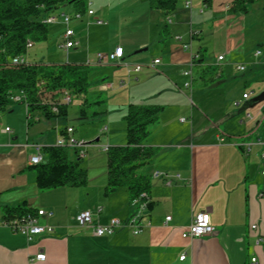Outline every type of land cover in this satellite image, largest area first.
I'll list each match as a JSON object with an SVG mask.
<instances>
[{"label":"crops","instance_id":"1","mask_svg":"<svg viewBox=\"0 0 264 264\" xmlns=\"http://www.w3.org/2000/svg\"><path fill=\"white\" fill-rule=\"evenodd\" d=\"M204 4L212 5L209 1ZM192 9L181 10L178 21L168 20L170 15L166 17L163 12L151 10L156 16L160 42L164 44L160 55H155L152 62L144 61L150 62L144 65L147 70L134 72L130 78L137 84L156 79L162 86L153 91L154 95L143 97L136 104H155L148 101L159 98L163 100L160 105L165 106L146 143V147L156 149L157 153L145 172L151 177L148 205L151 202L152 206L140 214L145 226L143 231L135 235L125 227L111 236L94 234L95 225H105L112 217L127 219L137 209H145L133 206L126 190L121 198L123 201L117 196L120 190L108 194L96 190L95 210L85 203L87 198L80 196V190H39L36 172L29 163V157L36 152L26 146L39 144L45 149L55 146V142L41 129L38 131L42 117L37 122L38 127L29 125L26 106L25 113L12 106L0 110V264H249L253 254L262 259L260 250L253 247L254 236L250 230L251 224L260 223L264 218L260 197L264 187L262 149L254 145L247 153L241 145L263 137L260 120L264 117V101L254 105V98L245 100L243 97L253 92L248 88L259 90V95L264 94L263 6L260 12L262 35L255 46L258 50L250 61L246 60L250 55L242 50L246 42V34L239 29L241 20L245 22L246 19L243 13L227 11L229 15L209 16L204 20L209 22L208 36L215 47L212 59L207 60L201 49L194 50L193 42L201 37L203 30L193 27ZM93 13L87 17L88 23L95 27L98 25L95 20H102ZM191 31L194 36L200 35L192 39ZM178 32L187 33L188 40L184 41ZM163 33L174 39L180 36L182 42L191 41L192 51L200 54L201 60L194 68L192 80L185 75L191 53L183 50L182 42L163 40ZM117 47L123 48L125 57L114 64L125 71L135 66L136 60L132 57L141 50H146L141 53L148 52L151 45L142 41L130 45L120 43L110 46L107 55ZM257 52H260L258 57L255 56ZM219 56L224 60L219 62ZM156 59L161 60V64L155 69L149 68ZM239 66H245L246 71H239ZM246 73V77L241 75ZM189 81L191 87L186 89L184 85ZM121 82L125 86V81ZM178 82H183V88ZM99 88L106 90L105 86ZM181 89L189 91L183 93ZM240 89L243 90L242 98L237 96ZM200 92L201 98L213 94L219 97V102L200 109L196 105L187 107L183 100L180 101L189 94L190 98L200 95ZM170 101L174 106L167 103ZM11 113H15L14 120ZM181 118L186 122H181ZM5 128H10L11 133L1 132ZM63 130L59 129L60 136ZM156 172L180 178L168 182L162 177L156 178ZM20 204L29 209L52 212L53 215L43 219L42 224L52 226L54 231L37 236L29 243L26 236L4 222L5 210ZM85 211L92 213L93 226L78 224L76 217ZM200 212L210 214L215 233L197 240L183 239L182 234L193 216ZM167 217L173 220L166 226ZM40 254L46 256L45 261L36 260ZM183 254L187 258L180 261Z\"/></svg>","mask_w":264,"mask_h":264},{"label":"rangeland","instance_id":"2","mask_svg":"<svg viewBox=\"0 0 264 264\" xmlns=\"http://www.w3.org/2000/svg\"><path fill=\"white\" fill-rule=\"evenodd\" d=\"M206 1L211 2L212 5L206 6L204 4ZM232 1L233 0H187L185 2V0H178L176 10L172 14H170V18H168V20L174 19L178 21L180 13L182 12L181 10L183 9L188 10L186 8V3L190 2L191 9L193 8L192 9L193 27L198 30L199 29L203 30V32H201L202 33L201 37L199 39L194 40L193 42L194 50L201 49L205 54L206 59L211 60L212 55L215 53V47L213 43H211V38L208 36L211 30V27L209 26V22L205 23L204 20H206L207 17L209 16L219 17V16L229 15L227 13V11H229L228 5ZM83 3L86 5V14H84L81 17V19H74L71 22V29L74 30L76 38L79 40L78 47L76 49H73L70 52L69 56L67 57V53L58 46L59 44L58 35L60 32L63 31L64 29L63 26L60 24L50 25L49 40L47 42L34 44L32 49L30 50L29 57L32 60L45 62L49 65H53V64L84 65L88 61L95 60L99 54L106 57L108 53L106 52L107 49L110 46H114L117 44L120 45V43L122 44L125 43V45L127 44L130 45L131 42L137 43L142 41L145 43H149V45H151V48L148 52L139 53L134 57H132V59H135L136 62L134 63L135 66H133L132 69L130 70L128 69L123 71L122 69H119L117 66H115L113 62H107V61H104L101 66L89 67L90 81L92 87L90 88L88 94L83 98L72 97V101L67 107V114L65 116H59L51 120H47L44 117H42L40 122L41 124L40 127L37 126L38 125L37 123H34L32 125L38 127V131L41 129L42 133L48 135L51 138V140H54L55 146L58 140L57 136H60L59 129L66 130L67 128L74 129L73 136L75 140L86 144L87 148L83 149L85 151V154L82 157L80 166L82 169L87 170L88 172V183L87 185L82 187L64 188V189L80 190V192H82L80 196H84L87 198L85 199V201L87 200L85 203H88L90 207H94L93 209L95 210V203H96L95 191L106 190L107 187V152H104L103 148L122 147L126 145L127 142L126 122L124 120V117L127 114L129 106L131 104H136L137 101L143 97L145 98L151 97L152 95H154L153 94L154 90L157 91L159 88L162 87L155 81L156 79L149 81L144 80L143 82L137 84V82L133 78L132 79L130 78L131 76L133 77V75H135L134 69L137 66H142V69L147 70V68L144 65H148L150 62H152L153 57H156L155 55L158 56L160 55L164 42H160L162 40H160L159 30L155 24L157 22L156 16L152 15L151 13L152 11L149 6V0H121L120 3L118 0H83ZM263 5H264L263 0H261L249 6L248 11L249 9H251V11L248 14L246 13L242 14L246 18L245 22L244 20L243 21L241 20L239 24L240 25L239 29L242 30L241 32L243 34H246V42L244 45L245 48L244 49L242 48V50H245V52L248 55H250L248 59H246L249 61L252 59L254 53L258 50L257 47L255 48V46L258 43L257 42L258 39L262 35V29H261L262 20H261L260 12L262 11L261 8ZM89 9L93 10L96 13L95 16L100 18L106 25L104 26L95 25L94 27L92 24H89L88 23L89 17H87L88 16L87 13ZM75 12H76L75 7L73 5H68L67 7L60 9V11H58L54 16L60 19L59 16L63 13H66L68 15H74ZM178 34H181L183 36L184 41L188 40L187 33L178 32ZM197 34H195V36L200 35L199 33ZM195 36L193 31H191V38L194 39ZM162 39L163 40L172 39V41L181 44L180 41H176V39H174L172 36L166 35L164 33L162 34ZM183 43L186 42H182V48H183ZM192 52L193 54H196L194 53V51ZM255 56L256 57L260 56V52H257ZM219 57H223V56H219ZM219 57H218L219 62L224 60V57L222 60H219ZM200 60H201V56L198 60L194 61V68L197 66ZM144 61H150V62L146 63ZM249 63H252V61ZM189 66H190V62L188 65V69ZM241 67L244 68V70L241 71L240 70ZM194 68L192 72L194 71ZM238 70L241 72H245L246 67L239 66ZM241 75H244L246 77L248 74L246 73ZM189 79L190 80L193 79V73L192 76L189 77ZM122 80L125 81L124 87H120L119 85ZM110 82L116 84L114 89L111 90L106 89L107 91L106 90L103 91L102 89L99 88L101 86H105L109 84ZM190 82L191 81L187 83ZM178 83H181V86L183 88V82H178ZM197 86L198 84H196V88ZM186 89L185 90L181 89V91L183 93H186L187 91H189ZM251 89L252 88L250 89L248 88L247 90H249V92L250 91L253 92H250V94H244L247 96L249 95L248 98L246 99L244 98L245 100H248L250 97L255 98L260 94L259 90H256L255 88L253 90ZM201 93L202 92H200V95L199 94L192 95V98H190V94H189V96L183 97V99H181L180 101L183 100V105L185 106L187 105V107L191 105L193 107V105H196L200 109H204L203 107L209 106L214 102L215 103L219 102V97H216L215 95L212 94V95H207L204 98H201ZM242 94H243V90L242 89L238 90L237 96L239 98H242ZM64 97H62V99ZM85 99L88 100V105L83 107V102L85 101ZM148 102L155 103L156 105H160L161 103H163V100L161 101V99L155 98L149 100ZM167 103H170L169 105H172V101ZM14 106H16V108H21L20 111L25 113L26 109L24 104L17 103ZM11 114H12L11 116H13L11 118L12 120H14L15 113H11ZM263 118L264 117L262 116L260 122L263 120ZM27 124L28 122L27 120H25L26 128H27ZM156 124H154L151 128H153ZM26 128H24L25 133H26ZM97 140L99 141L97 142ZM69 157L73 161H78V156L76 154V151L71 148H69ZM146 169L147 167H145L142 171L145 173ZM117 190H120L117 193L118 194L117 196L120 200L121 198H123V194H124L123 192L126 189L119 188ZM87 193H89V195H87ZM102 199H104V195ZM121 200L123 201V199ZM101 206H104V204H102ZM148 206L149 205H146V207ZM146 211H147L146 208L137 209V211L129 218L134 216H139L140 214H142L143 212L145 213ZM196 215H194L193 218ZM112 218H118V217H112ZM112 218H110L108 222ZM170 222L167 221L166 218V226ZM190 225L188 226V228L190 227ZM144 227L145 226L142 225L141 231L136 234L134 229H132L130 226H126V228H129L135 235L140 234L143 231ZM188 228L186 229V231L188 230ZM214 233H215V229H214ZM197 239H190V240H197Z\"/></svg>","mask_w":264,"mask_h":264},{"label":"trees","instance_id":"3","mask_svg":"<svg viewBox=\"0 0 264 264\" xmlns=\"http://www.w3.org/2000/svg\"><path fill=\"white\" fill-rule=\"evenodd\" d=\"M259 1L233 0L229 12L247 13L249 6ZM177 4L178 0H149L150 9L163 12L166 17L176 10ZM68 5L76 9L72 16L86 13L83 0H0V110L16 105L12 97L23 93L24 100L20 103L27 108L29 125L37 123L41 117L51 120L65 116L69 104L63 103L62 97L66 94L71 96V100L72 97L83 98L92 87L89 66L85 64L49 65L29 57L34 44L47 42L50 38L47 20ZM29 44H33L31 48ZM18 57L26 59L29 64L13 65V60ZM87 105L88 100L85 99L83 107ZM164 109V105L156 104L129 106L124 117L126 145L110 147L107 152L105 194L124 188L130 201L148 203L151 177L142 170L153 162L157 151L146 147V142L151 136V127L159 122ZM44 154L43 162L33 166L39 190L87 185L88 172L80 166L82 157L79 151H76L78 161L70 159L68 147H46ZM35 211L20 204L5 210L4 222L7 225L22 222Z\"/></svg>","mask_w":264,"mask_h":264},{"label":"built area","instance_id":"4","mask_svg":"<svg viewBox=\"0 0 264 264\" xmlns=\"http://www.w3.org/2000/svg\"><path fill=\"white\" fill-rule=\"evenodd\" d=\"M186 8L188 10L191 9V3L187 2L186 3ZM93 11H89L88 15L93 16ZM60 19L58 17H52L47 20V23L49 25H57L60 24L63 26V32L58 36L59 40V48H61L63 51L67 53V56H69V53L73 50L76 49L79 45V42L76 40L75 37V32L74 30L71 29V22L74 19H81L82 16L80 15H68V14H61ZM60 22V23H59ZM96 23L98 25H103L104 23L100 20H97ZM171 23V22H170ZM178 41L182 42V37L176 38ZM32 47V44H29V48ZM183 49L187 52L191 53V60H190V66L189 69L186 71L185 75L187 77L192 76V70L194 68V61L198 60L200 58V54H193L192 52V45L190 43H183ZM125 57L124 50L121 47H117L114 52L110 53L106 57L103 55L99 54L95 60L88 61L85 65L89 67H95V66H101L104 61H109L113 63H120L123 61ZM223 57H219V60H222ZM24 64H29L28 61L24 58H16L13 60V65H24ZM161 64V60L156 59L153 61L152 65L149 67L151 69H155L156 66ZM142 70V66H137L134 71L135 72H140ZM240 70H244V68H240ZM120 87L124 86V82H121ZM186 88L190 87V83L185 84ZM114 88V83H109L105 85V89L111 90ZM249 96V95H248ZM247 95H244V98H248ZM12 100L15 103H20L23 102L24 100V95L23 93H18L17 95H14L12 97ZM63 103L65 104H70L71 103V96L65 95L63 98ZM57 108H54V111H56ZM250 117V115H248ZM181 122H186L185 118L180 119ZM261 126L263 128V137L256 140V141H249L245 142L241 145V147L244 149L245 152H250L252 149V146L258 145L262 149L261 153V158L263 160V177H264V118L261 121ZM3 133H11L10 128H5L2 130ZM74 129L73 128H67L63 134H61L60 138L57 140L56 146L57 147H68L73 150L79 151L80 156L83 157L85 154V151L83 149H86L87 146L85 143H82L80 141L75 140L74 136ZM26 147H32L35 149V154L29 157V163L32 166L39 165L43 162L44 160V154H43V146L39 144H32V145H27ZM109 147H104L103 151L108 152ZM156 178L162 177L168 182H171L173 178H180V176H172L170 174L166 173H161V172H156L154 174ZM260 197L263 201L264 204V187L263 190L260 194ZM133 206H140L141 208H146V205H148L147 202L140 203L138 200L132 201ZM101 212V210H99ZM53 215L52 212H47L45 210L38 209L36 212L29 214L24 221L22 222H15L11 226L13 229L16 231L20 232L24 236H26L27 241L30 243L34 240L35 237L40 236L45 233H52L54 231V228L50 225H45L42 224V220L48 217H51ZM76 220L78 224L81 227H89L92 226L93 224V216L90 211H85L80 213L77 217ZM142 218L141 216H134L129 219H121V218H112L107 224L105 225H98L94 226V234L98 237L102 236H110L113 235L118 229L126 226H130L132 229H134L135 233H139L141 231L142 227ZM167 221H172V217H167ZM251 233L254 236V242H253V247L255 249L260 250L262 253V259L259 258L256 254H253L250 257L249 264H264V218L262 222L260 223H253L250 226ZM214 233V227L211 222V217L208 213L206 212H201L197 214L188 228V230L182 235L183 238L187 239H197L201 238L204 236H209ZM187 258L186 254H183L180 256V261H185ZM36 260L38 261H45L46 256L44 254H40L36 256Z\"/></svg>","mask_w":264,"mask_h":264},{"label":"water","instance_id":"5","mask_svg":"<svg viewBox=\"0 0 264 264\" xmlns=\"http://www.w3.org/2000/svg\"><path fill=\"white\" fill-rule=\"evenodd\" d=\"M143 51H146V50H141V51H139L138 53H141V52H143ZM252 101H253L254 105H257V104H259V103H262V102L264 101V94H261V95L255 97ZM98 141H99V140H97V142H98Z\"/></svg>","mask_w":264,"mask_h":264}]
</instances>
